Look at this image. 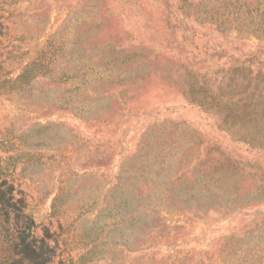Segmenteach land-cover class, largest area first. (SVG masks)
Listing matches in <instances>:
<instances>
[{"label": "rangeland", "instance_id": "374dc122", "mask_svg": "<svg viewBox=\"0 0 264 264\" xmlns=\"http://www.w3.org/2000/svg\"><path fill=\"white\" fill-rule=\"evenodd\" d=\"M56 264H264V0H0V179Z\"/></svg>", "mask_w": 264, "mask_h": 264}, {"label": "trees", "instance_id": "16d2710c", "mask_svg": "<svg viewBox=\"0 0 264 264\" xmlns=\"http://www.w3.org/2000/svg\"><path fill=\"white\" fill-rule=\"evenodd\" d=\"M25 205L21 192L0 179V264H56L49 236L36 234V223Z\"/></svg>", "mask_w": 264, "mask_h": 264}]
</instances>
